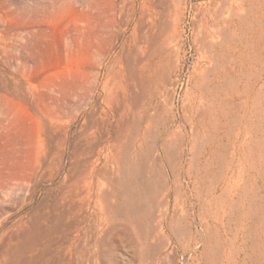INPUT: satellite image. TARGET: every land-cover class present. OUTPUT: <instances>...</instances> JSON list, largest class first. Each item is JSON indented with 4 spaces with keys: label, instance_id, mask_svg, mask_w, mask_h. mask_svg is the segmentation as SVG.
Wrapping results in <instances>:
<instances>
[{
    "label": "bare ground",
    "instance_id": "obj_1",
    "mask_svg": "<svg viewBox=\"0 0 264 264\" xmlns=\"http://www.w3.org/2000/svg\"><path fill=\"white\" fill-rule=\"evenodd\" d=\"M36 2L48 58L0 69V211L68 176L0 217V264H238V204L264 208V0Z\"/></svg>",
    "mask_w": 264,
    "mask_h": 264
},
{
    "label": "rangeland",
    "instance_id": "obj_2",
    "mask_svg": "<svg viewBox=\"0 0 264 264\" xmlns=\"http://www.w3.org/2000/svg\"><path fill=\"white\" fill-rule=\"evenodd\" d=\"M166 1L168 3L171 2V0ZM202 1L205 0H192V3L194 4ZM36 9V0H0V69H8L10 71L15 72L17 64L20 60H25L31 64H36L42 60V56H45V59L48 58V54L42 51L43 49L41 44H39V39L34 35L29 34L30 30L28 28L26 29L24 27H21L22 21L31 20L35 17L34 13ZM122 44L123 40L118 45V48L114 49V41H112L111 44H108L107 42H99L97 43L96 47H99L101 53L103 54L105 52H110L109 59L111 60L118 54L122 47ZM189 44L190 60L188 66H190L192 59H194L192 55L194 53V50L191 47V42ZM4 47L7 48V58H4ZM20 51H23V57H20ZM42 53L45 54L43 55ZM26 54H30L31 56H27ZM187 75L188 72L186 73V78ZM99 102L101 103L102 99H100ZM21 119L22 121H24L25 124L26 122L31 123L29 121L30 117L24 113L21 114ZM51 161L52 157H49L48 162L43 168L44 173L50 170L52 164ZM69 167L70 166H68L67 168ZM67 176L68 171L63 173L61 176L55 178L54 180H50L49 178L44 179L38 188L37 195L34 198L33 202L27 206L24 205L23 199H13L11 204L8 205L6 209L0 211V217L8 214L15 215L14 217L12 216L7 227H14L21 219L26 217L29 212L39 206L47 195H51L54 190L58 188V186L60 185V180ZM57 179H60L59 183L57 182ZM262 195H264V190L262 191ZM257 205L259 208L262 207L260 203ZM197 213L198 212L196 211L195 206L191 212V220L193 222L194 230H197L201 227L199 224L200 218L197 216ZM90 214L91 211L85 216L83 224V234H86L90 226L93 224V221H91L90 218ZM234 228L235 226L229 227L227 229L228 235L226 237L225 247L229 255L231 254L230 252L232 248V241L235 233ZM136 257L137 256L135 248L132 246L131 252L128 256V262L130 264H138V262H136ZM225 257L226 259L224 264H230L228 256ZM177 259L178 264H184L188 261L189 264L202 263V261L199 263H197L198 261H194L192 259L191 251L185 250V248L181 245H179L178 248ZM231 264L233 263L231 262ZM238 264H264V208H262V210L258 213L257 210L251 211L248 204H238Z\"/></svg>",
    "mask_w": 264,
    "mask_h": 264
}]
</instances>
